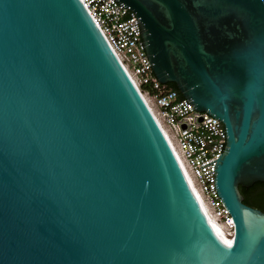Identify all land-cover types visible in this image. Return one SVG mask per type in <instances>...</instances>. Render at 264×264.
Instances as JSON below:
<instances>
[{
	"label": "water",
	"instance_id": "1",
	"mask_svg": "<svg viewBox=\"0 0 264 264\" xmlns=\"http://www.w3.org/2000/svg\"><path fill=\"white\" fill-rule=\"evenodd\" d=\"M151 67L221 120L216 229L80 0H0V264H264V0H116Z\"/></svg>",
	"mask_w": 264,
	"mask_h": 264
},
{
	"label": "built area",
	"instance_id": "2",
	"mask_svg": "<svg viewBox=\"0 0 264 264\" xmlns=\"http://www.w3.org/2000/svg\"><path fill=\"white\" fill-rule=\"evenodd\" d=\"M80 1L150 107L208 219L221 232L234 237V218L216 189L215 167L228 144L224 123L208 112L194 109L179 91L158 80L132 9L116 0Z\"/></svg>",
	"mask_w": 264,
	"mask_h": 264
},
{
	"label": "trees",
	"instance_id": "3",
	"mask_svg": "<svg viewBox=\"0 0 264 264\" xmlns=\"http://www.w3.org/2000/svg\"><path fill=\"white\" fill-rule=\"evenodd\" d=\"M168 86L179 91L174 83H170ZM180 96L184 98L182 94ZM240 192L244 197V204L264 212V182H258L250 188L240 187Z\"/></svg>",
	"mask_w": 264,
	"mask_h": 264
},
{
	"label": "bare ground",
	"instance_id": "4",
	"mask_svg": "<svg viewBox=\"0 0 264 264\" xmlns=\"http://www.w3.org/2000/svg\"><path fill=\"white\" fill-rule=\"evenodd\" d=\"M188 181H189L190 186H191V188H192V184H191V181L189 180V178H188ZM192 189H193V188H192ZM193 191H194V189H193ZM194 193H195V195H196L198 201L200 202V198H199L198 194H197L195 191H194ZM212 225H213L216 229L219 230V228H218L215 224H212Z\"/></svg>",
	"mask_w": 264,
	"mask_h": 264
}]
</instances>
